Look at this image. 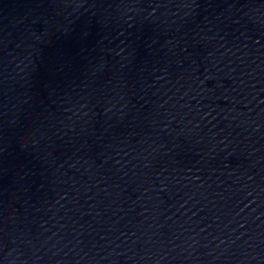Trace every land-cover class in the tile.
Here are the masks:
<instances>
[{
    "label": "water",
    "instance_id": "1",
    "mask_svg": "<svg viewBox=\"0 0 264 264\" xmlns=\"http://www.w3.org/2000/svg\"><path fill=\"white\" fill-rule=\"evenodd\" d=\"M0 264H264V0H0Z\"/></svg>",
    "mask_w": 264,
    "mask_h": 264
}]
</instances>
